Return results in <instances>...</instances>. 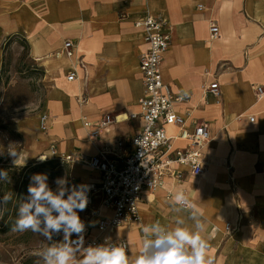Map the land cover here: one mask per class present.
<instances>
[{"label":"crops","instance_id":"0c3cea01","mask_svg":"<svg viewBox=\"0 0 264 264\" xmlns=\"http://www.w3.org/2000/svg\"><path fill=\"white\" fill-rule=\"evenodd\" d=\"M146 16L163 22L164 30L171 34V44L162 61L163 79L175 95L190 97L184 104L176 105L177 112L186 119L189 128L195 123L208 125L212 138L206 150L203 176L194 177L181 169L182 180L191 179L182 185L192 182L198 197L195 205L203 213L200 219L204 230L200 235L209 245L206 258L213 264H264V100L257 102L253 91L254 85L264 84V0H0V70L5 40L15 35L26 38L37 59L57 65L64 63L56 67L66 80L64 95L72 100L79 98V110L87 109L92 114L72 116L73 128L79 133V138L73 141L75 157L56 152L72 156V175L81 184L98 182L99 173L90 169L87 162L100 151L127 157L130 141L141 129L140 120L132 116L140 113L139 100L144 87L139 59L146 44L143 31L135 23ZM211 23L220 29V39L216 41L210 40ZM66 41L73 42L76 49L72 60L57 56ZM76 61L84 64V68L77 66ZM74 67L78 79L69 83L67 75ZM123 78L129 86L120 84ZM86 82L92 97L83 104ZM215 82L221 90L219 99L204 93ZM77 85L81 86L79 95ZM125 89L134 92V96H127ZM118 94H123V103L111 111L118 113L117 121L102 132L97 142H92L84 123H97L109 114L99 116L98 112L108 105V98ZM54 102L52 98L50 105ZM89 102H93L92 106ZM250 116L255 118L254 122ZM39 122L42 130L41 118ZM51 123L48 117L47 130L42 131L48 133ZM54 124L61 127L62 122L57 119ZM73 132L70 130L71 136ZM167 132L172 137L180 134L176 127H168ZM125 133L133 136L123 140L121 134ZM118 141L124 143L122 149H114ZM187 145L188 142L179 140L175 146ZM58 146L60 151L67 147L66 142ZM231 180L238 187L237 199L232 194ZM173 181L181 180L168 177L164 189L143 192L142 222L137 225H142L141 229L132 226L117 234V238L126 239L129 244L130 264L141 254L146 238L143 229L149 228L147 239L155 238L152 235L158 215L155 200L165 192L175 194ZM154 195L157 197L151 199ZM183 210H175L178 223L194 230L191 210ZM245 210L252 211L257 220L242 224ZM91 219L88 225L95 233L98 219ZM178 223L175 228H180ZM228 225L234 230L232 233L240 225L242 233L225 238L222 233L230 235L226 233ZM214 228L219 231L214 232ZM80 258L76 254V259Z\"/></svg>","mask_w":264,"mask_h":264},{"label":"rangeland","instance_id":"374dc122","mask_svg":"<svg viewBox=\"0 0 264 264\" xmlns=\"http://www.w3.org/2000/svg\"><path fill=\"white\" fill-rule=\"evenodd\" d=\"M92 61L96 63L94 60ZM62 64L64 65L60 62L58 65L61 66ZM58 65L56 62L39 60L35 55H32L30 45L23 35H15L5 40L4 60L0 70V169L8 171L11 183L0 182V197L11 189L13 199L0 213L2 215L0 217V264H44L41 257L33 255L34 251L65 243L63 232L54 234L49 241L42 235L31 231L14 232L11 230L19 205L27 197V189L34 174H46L47 184L53 192L58 189L57 178H65L67 180L66 187L69 189L73 185L81 184V180L72 175V162L63 161L60 156L53 155L52 150L75 157L73 141L74 138H79V133L73 128L72 116L75 113H78V116L92 113L87 109H84L83 112L79 110L81 107L79 98L72 100L64 95L63 89L66 88V80L63 75L58 73V69H56L59 67ZM206 79L209 80V76ZM121 80L123 81L120 84L129 86L127 81H124L125 78ZM90 85L93 86L94 84L90 83ZM83 86L82 99L84 103V101L91 99L92 94L89 92L88 82ZM71 93L73 92H69V94ZM124 93L131 96L134 92L131 93L130 90L125 89ZM123 94L108 98L106 100L108 105L101 107L98 115L109 113L112 119H115L118 113L111 111L121 106ZM52 98H55V102L50 105ZM187 98L188 101L190 97L187 96ZM100 102L98 101V103ZM124 112H128V110ZM44 115L50 117L52 122L48 133L40 129L39 118ZM57 119L61 120V127H56L54 124ZM70 130L74 131L75 137L71 136ZM121 136L123 140H128L133 134L125 133ZM62 142H66L65 151L59 150L58 145ZM9 147L21 153L16 164L13 163V158L8 155ZM44 156H48L47 160L41 161L40 157ZM219 163L224 166L220 160ZM220 170L219 168L218 172ZM190 180L181 179L179 181L181 184L178 181H173L172 185L174 193L184 189L190 202L195 204L198 197L195 195V189L191 187L192 182L182 185L183 181ZM230 183L233 190L232 194L237 199L236 181L231 180ZM155 197L157 195L151 199ZM155 202L158 206L154 209L158 212L157 223L165 233L171 232L177 225L176 221L178 223V215L175 210H183V206L173 204L175 203L173 196L168 195L167 192L157 198ZM171 208H174L171 215L176 221L170 215ZM161 209L162 211H160ZM243 213L242 224L245 222L248 225L257 220L252 211L245 210ZM78 215L86 227L91 221V212L85 209L78 211ZM168 221L170 223L169 228L167 227ZM141 226L135 227V230L141 229ZM180 228L183 227L180 225ZM211 230L212 228H210V232ZM241 233L240 225H236L234 233L226 235L224 232L222 234L225 238H232L238 237ZM210 236H212L211 233Z\"/></svg>","mask_w":264,"mask_h":264},{"label":"built area","instance_id":"2783aa9c","mask_svg":"<svg viewBox=\"0 0 264 264\" xmlns=\"http://www.w3.org/2000/svg\"><path fill=\"white\" fill-rule=\"evenodd\" d=\"M203 9V6H199ZM164 23L146 16L135 23V27L144 33L145 52L140 56V72L143 79V95L139 100L140 113L132 116L139 119L141 129L130 141L131 149L125 158H118L108 151H100L92 157L87 165L100 175L98 182L85 183L90 186L86 210L91 216L97 217L96 232L87 225L85 227L84 247L96 245L123 246L127 255L130 247L126 239L117 238V234L128 227L141 224L140 204L144 191H153L164 187L166 178H183L182 168L192 176L201 177L205 173V155L211 142L208 125L195 123L193 128L187 126V121L181 116L176 105L187 102V96L175 95L170 86L164 82L162 61L164 53L171 44V34L163 28ZM220 39V29L215 23L210 26V40ZM59 58L74 59L76 49L71 41H66ZM83 64V62H82ZM84 65V64H83ZM77 69L74 67L67 75V81L77 80ZM253 91L257 100L264 99V84L254 85ZM205 94L221 97L220 86L217 82L204 89ZM250 121L255 118L250 116ZM48 117H41V128L47 130ZM115 122L110 114L105 115L99 122L84 123L91 140L97 141L102 132ZM168 127L179 129L178 136H169ZM188 142L185 148H177L176 142ZM124 143L118 141L114 149H122ZM54 149V148H53ZM63 161H73L72 156L58 154ZM187 207V205H181ZM92 220V219H91ZM214 228V232H218ZM234 230L230 225L226 233ZM77 239L74 234L68 241L70 244ZM75 247V245H73ZM81 256L80 253H77Z\"/></svg>","mask_w":264,"mask_h":264},{"label":"clouds","instance_id":"9594fccd","mask_svg":"<svg viewBox=\"0 0 264 264\" xmlns=\"http://www.w3.org/2000/svg\"><path fill=\"white\" fill-rule=\"evenodd\" d=\"M8 155L16 164L21 153L9 147ZM47 157L40 159L44 161ZM0 182L11 183L5 169H0ZM56 184L58 189L53 192L47 184L46 174H34L27 189V197L19 205L11 228L14 232L31 231L49 241L54 234L63 232L65 243L37 249L33 255L41 257L44 264H130L123 246H83L85 223L81 221L78 211H84L89 202L90 186L80 184L69 189L65 178H57ZM12 199L11 192L0 197V213ZM173 200L175 204L187 205L191 210L194 230L178 227L165 233L157 223L152 233L155 238L147 239L149 228L145 227L143 232L146 238L142 243L141 254L131 264H213L210 258H206L209 245L200 235L204 230L200 219L203 213L182 190L173 194ZM73 234L77 239L69 244V237ZM77 253L81 254L78 260Z\"/></svg>","mask_w":264,"mask_h":264},{"label":"bare ground","instance_id":"6f19581e","mask_svg":"<svg viewBox=\"0 0 264 264\" xmlns=\"http://www.w3.org/2000/svg\"><path fill=\"white\" fill-rule=\"evenodd\" d=\"M79 48H81V46H80ZM86 55H87V54H86ZM164 55H165V53H164ZM75 63H76L77 66L80 65V67H83V68H84V66L81 65L80 62H77V61H76ZM133 63H134V62H133ZM74 65H75V64H74ZM132 68H135V66H134V67L132 66ZM132 68H131V69H132ZM131 69H130V70H131ZM86 72H87V71H86ZM109 84L112 85V82H110ZM75 90H76V89H75ZM76 91L78 92V95H79V92L81 91V86H80V85H77V90H76ZM74 94H76V92H75ZM71 95H72V94H71ZM80 97H81V96H80ZM80 99H81V98H80ZM263 100H264V99H263ZM80 101H81V100H80ZM91 101H92V100H91ZM256 101H257V102H261L262 100L259 101V100L256 99ZM92 103H93V102H92ZM92 103L89 102V106H92ZM83 104H84V103H83ZM123 116H124V115H123ZM116 121H117V119L115 118V122H116ZM115 122H114V123H115ZM88 137H89V135H88ZM89 139H90V137H89ZM90 140H91V139H90ZM91 141H92V142H97V141H94V140H91ZM46 160H47V159H46ZM46 160H44V161H46ZM89 168H90V167H89ZM90 169H91V168H90ZM170 179L177 180V179H175V178H170ZM165 186H166V183H165V185H164V187H163L162 189H164ZM183 208L186 209V210H189L188 207H183Z\"/></svg>","mask_w":264,"mask_h":264},{"label":"trees","instance_id":"16d2710c","mask_svg":"<svg viewBox=\"0 0 264 264\" xmlns=\"http://www.w3.org/2000/svg\"><path fill=\"white\" fill-rule=\"evenodd\" d=\"M14 167V166H13ZM10 186V185H9ZM12 190L11 189H9V190H7V192H11Z\"/></svg>","mask_w":264,"mask_h":264}]
</instances>
